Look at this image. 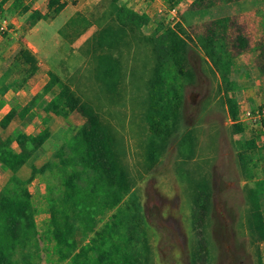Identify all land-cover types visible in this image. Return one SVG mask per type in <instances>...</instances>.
Wrapping results in <instances>:
<instances>
[{
	"label": "rangeland",
	"instance_id": "obj_1",
	"mask_svg": "<svg viewBox=\"0 0 264 264\" xmlns=\"http://www.w3.org/2000/svg\"><path fill=\"white\" fill-rule=\"evenodd\" d=\"M66 1L67 8L60 16L48 11V0H23L18 8L15 0H9L0 9V124L13 109L19 113L8 129L2 130L0 126V143L5 140L14 142L20 133L35 136L46 128L52 132L47 143L16 174L0 164V193L4 189H12L16 181L21 180L25 186L15 193L19 192L20 200L24 199V190L30 196L36 226L29 240L13 253L14 264H71V256L74 255V251L69 252L67 247H59L53 237L51 213L54 209L55 214H61L59 198L72 171L61 165L58 153L77 135L83 120L77 113L70 114L68 118L47 113L48 103L58 92L56 88L53 93H44L50 71L68 82L76 94L92 105L102 120L115 130L135 182L133 192L139 196L143 206L152 256L150 264H192L198 239L192 225L193 198L188 180L199 181L206 176L210 178L213 190V207L207 230L211 264H258V255L250 244L246 227L247 192L256 187L257 182H264V149L256 150L252 156L255 180H249L239 164L238 152L241 150L237 142L256 138L260 145L264 144L262 123L255 121L264 108L250 110L255 119L252 121L247 119L244 109L240 110L246 133L233 135L232 121L223 94L219 92V76L203 50L190 43L189 65L195 81L182 83V121L164 156L152 171L147 172L144 155L148 129L144 113L148 82L155 64L152 47L133 43L123 50V80L119 95L112 98L97 80L93 36L109 23L116 9L111 0ZM193 1L164 0L166 10L153 17L152 24L144 28V34L151 36L163 22L171 27L181 25L192 35L193 30L207 22L231 16L245 25L250 40L254 42V33L258 35L257 27L260 23L264 25V15L256 18L250 14L256 11L257 6L250 5L251 12L245 13L248 7H242V0L196 12L190 10ZM29 2L32 11L46 14L43 21H34L30 14L23 12ZM139 5L133 4L132 8L142 13ZM260 7L264 14V0ZM76 12L84 13L93 22V27L71 44L58 31ZM1 25H4V30H1ZM22 49L33 52L39 49L42 52L40 71L27 83H23V79L28 66L17 59ZM31 103L35 105L30 107ZM28 108L30 112L22 117V111ZM191 130L196 132L199 141L197 157L182 166L179 144L183 135ZM14 149L19 152L15 142ZM34 171L35 176L31 178ZM116 212L98 216L96 231H101ZM58 218L62 223V216ZM75 230V251L78 253L95 238L96 231L84 233L80 223H76ZM137 249L140 251V247ZM259 250L264 261V243L260 244Z\"/></svg>",
	"mask_w": 264,
	"mask_h": 264
},
{
	"label": "trees",
	"instance_id": "obj_2",
	"mask_svg": "<svg viewBox=\"0 0 264 264\" xmlns=\"http://www.w3.org/2000/svg\"><path fill=\"white\" fill-rule=\"evenodd\" d=\"M9 0L0 3V9ZM23 0H15L16 7ZM118 3L119 0H112ZM240 0H194L190 10L203 11L219 4H231ZM64 0H49L48 10L59 15L66 8ZM24 13L30 12L29 7ZM30 18L41 21L45 16L33 11ZM150 19L122 5L110 22L93 36L97 57V80L112 98H117L123 80L122 54L133 43L148 44L152 47L155 64L148 82L145 101L144 121L148 129L145 145V167L150 172L166 153L170 140L178 132L182 121L184 93L182 83H193L195 74L189 65L190 43L201 48L220 79L219 92L223 94L225 106L232 121L233 135L246 133V126L240 119V107L231 96L238 90L232 80L237 58L249 52L251 40L246 27L231 16L215 19L201 25L190 35L181 25L165 26L160 23L157 30L146 36L143 29ZM91 28V23L78 15L72 18L62 30V35L73 43ZM72 32V33H70ZM72 38H71V37ZM18 62L28 66L23 83L34 77L40 70L39 61L29 49H22ZM264 72V53L261 55ZM49 81L44 93L55 97L48 103L46 111L56 117L68 118L77 113L83 125L77 135L58 153L61 165L71 168L64 182V193L59 198L61 214L52 210L53 237L59 247H67L71 264H150L151 249L143 216V206L139 196L133 192L135 182L125 162L126 155L115 130L106 124L97 110L84 102L72 86L59 75L48 72ZM115 96V97H114ZM36 102V101H35ZM35 104L31 103L30 107ZM29 108L22 111V117ZM19 113L12 110L1 122L2 130L8 129ZM48 128L39 134L20 133L14 142L0 143V164L13 173L19 172L51 138ZM239 164L249 180L254 179L252 156L258 149L254 138L237 142ZM199 141L191 130L183 135L179 144L181 165L192 162L197 157ZM44 171V168L41 169ZM33 172L31 178L35 176ZM183 174V173H181ZM188 175H190L187 172ZM193 198V228L197 244L192 255V264H211L210 245L207 230L213 207V190L209 177L199 181L188 180ZM25 186L17 180L12 189L0 193V264H14L13 253L24 245L36 227L30 196L24 190V199H18V188ZM264 186L257 184L247 192L248 210L246 227L250 244L258 255V264H264L260 244L264 243V209L262 196ZM129 200L125 203L126 199ZM62 199V200H61ZM124 206V207H123ZM117 210L101 231H96L98 216H105ZM62 216V223L58 217ZM76 223L83 226V232H95V238L77 253ZM140 247V251H138Z\"/></svg>",
	"mask_w": 264,
	"mask_h": 264
},
{
	"label": "crops",
	"instance_id": "obj_3",
	"mask_svg": "<svg viewBox=\"0 0 264 264\" xmlns=\"http://www.w3.org/2000/svg\"><path fill=\"white\" fill-rule=\"evenodd\" d=\"M64 1L67 3L66 0H64ZM119 2H120V5H116V4H119ZM119 2L118 3H114L111 0L112 6L116 9L115 14L117 13V11L119 10V8L122 5H126L128 8L134 10L135 12H137L139 14H145V15H147L149 17V19H150L149 24H152L153 17L159 16L161 13H163V11L166 10V7L164 5V0H119ZM262 2H263V0H242L241 5H242V7H248L249 10L247 9L245 11V13L247 11H248V13L251 12L250 7H249L250 5L257 6V7H255L256 8V11L254 13L252 12L250 14H252V15L254 14V16L256 18H261V16L264 15L261 12V10H260L262 8V7H260L261 4H262ZM48 3H49V0H48ZM138 3H140L139 7L143 9V12L142 13L141 12H138L137 10H135L134 8H132L133 4H138ZM28 4H30V2L27 3V5ZM238 5H240V4H238ZM26 7H29V5L26 6ZM47 8H48V4H47ZM66 8H67V6H66ZM65 9L62 11V13L65 11ZM36 11H38V10H36ZM32 12L33 11L30 8V12L25 13V14H30L31 15ZM39 12L41 14H43L45 16V18H46V14L45 13H43L41 11H39ZM194 12H196V11H194ZM61 14H59L57 16H60ZM78 15H81L82 17H84L85 19H87L91 23V28L93 27V22L84 13H82V12H76L71 18H69L64 23V25L58 31V33L61 36H63L62 35V30L68 24V22L72 18L77 17ZM252 15H250V16H252ZM43 20H41V21H43ZM37 22H40V21H37ZM3 23H5V21ZM161 23H163V22H161ZM159 24H158V26H159ZM163 24L165 25V23H163ZM158 26H157V28H158ZM157 28L155 29V31L157 30ZM172 28H174V27L172 26ZM257 29H258L257 30L258 35L260 37H258L257 33H254L255 36H256V39H254V42L251 40V47H250V50H249L248 54H244V55L240 56L239 58H237L235 67L233 69L232 77H231L232 80L235 83H237V85H238V90L234 93V96L233 97L236 98V100L238 102V105L240 107V110H243L244 109L245 110V113L246 112H249L250 110H254L255 108L256 109H261V110H263V108H264V72L261 70L262 69L261 55L264 53V36H263L264 35V25H263V23H262V25L260 23V27L259 28L257 27ZM65 40L68 41V42H70L66 38H65ZM30 51L36 56V58L38 59V61H41V58H42L41 57L42 56L41 50L38 49V50H35V52H33L32 50H30ZM39 67L41 68L40 62H39ZM57 75H59V74H57ZM240 119H241V116H240ZM250 121H252V120H250ZM255 121L262 123V127L261 128H262V133H263V136H264V116L261 117V118H258V120H255ZM254 139L256 140V138H254ZM256 144H257V147H258L257 150L264 149V144L263 145H260L257 142V140H256ZM253 180H255V177H254ZM256 184H258V185L259 184H262L264 186V182H261V181L260 182H257ZM263 197H264V195L262 196V206H263ZM263 209H264V206H263Z\"/></svg>",
	"mask_w": 264,
	"mask_h": 264
},
{
	"label": "built area",
	"instance_id": "obj_4",
	"mask_svg": "<svg viewBox=\"0 0 264 264\" xmlns=\"http://www.w3.org/2000/svg\"><path fill=\"white\" fill-rule=\"evenodd\" d=\"M1 30H4V25H1ZM245 114H246L247 119L255 120V119H253L254 115L252 114V112L249 111V112H246ZM263 116H264V110L257 114V118H261Z\"/></svg>",
	"mask_w": 264,
	"mask_h": 264
}]
</instances>
